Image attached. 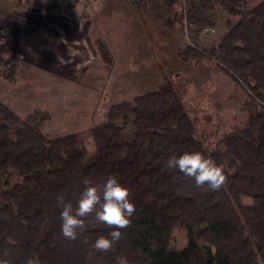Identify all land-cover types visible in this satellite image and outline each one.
<instances>
[{
  "label": "trees",
  "instance_id": "trees-1",
  "mask_svg": "<svg viewBox=\"0 0 264 264\" xmlns=\"http://www.w3.org/2000/svg\"><path fill=\"white\" fill-rule=\"evenodd\" d=\"M22 1L39 10L57 2ZM130 1L138 11L147 8L146 0ZM161 1L164 20L176 22L178 0ZM200 2L208 15L221 4ZM237 15L216 44L201 46L193 33L191 45L177 49L184 61H211L242 88L252 107L243 128L212 149L197 138L194 119L164 75L156 89L109 107L104 121L91 128L95 149L88 162L77 134L47 137L40 120L22 118L0 101V168L15 167L23 176L0 193V264H264V0ZM207 25L203 21L199 31ZM103 54L109 59L105 48ZM129 124L133 134L126 138ZM186 151L223 166L221 187L197 186L178 169H168L169 157ZM110 175L135 205L121 238L109 250H97L96 239L113 226L93 211L83 218L85 230L66 239L58 197L75 204L84 180L102 191ZM176 227L189 241L178 249L169 246Z\"/></svg>",
  "mask_w": 264,
  "mask_h": 264
},
{
  "label": "rangeland",
  "instance_id": "rangeland-1",
  "mask_svg": "<svg viewBox=\"0 0 264 264\" xmlns=\"http://www.w3.org/2000/svg\"><path fill=\"white\" fill-rule=\"evenodd\" d=\"M74 1L70 0L69 3ZM218 1L221 4L214 6V14L208 15L203 13L201 5H196L201 3L200 0H186V14L194 23L187 37L184 36V6L179 1L174 7L175 14L179 16L176 22L163 19L164 8L160 0H148L152 8L149 12L131 11L125 14L113 10L109 15L100 14L90 18L88 22L85 21L81 25V31L86 30L88 23L91 24L89 33L102 31L97 37L96 48L100 60L105 61L106 65L110 56L108 53L109 59L103 57L104 41L109 38L119 40V43L116 41L114 74H119L125 66L124 55L129 60L134 58L137 63L142 60L143 63L150 65L149 68L145 65L143 86L128 84L126 92L117 91L116 88L114 97L110 98L106 95V86L103 85L94 92H101L104 99H96L94 94L96 100L88 101L83 97H81L83 100L77 99L79 97H75L69 86L60 85L59 81L62 78H57L56 83H50L44 74V71H48L55 77L69 78L68 74L67 76L55 69L48 51L54 48L51 47L50 41L55 40L57 31L63 30L67 40L74 39L77 31L71 32L67 20L62 22L63 27L60 28L57 21L61 17L45 16L62 14L63 2L59 4L57 1L53 8L43 7L39 10L28 6L22 0H0V101L22 118L32 117V121L40 120L41 130L47 137L77 134L85 161L88 162L89 154L95 149L91 128L105 119L109 107L126 100L127 97L156 89V83L160 82L161 75H164L180 95L189 116L194 119L197 138L205 147L212 149L224 135L243 128L252 107L242 88L218 71L211 61L203 60L198 63L184 61L177 55V49L190 46L189 35L193 33L194 41L199 42L201 46L208 48L216 44L226 30V23L232 24L237 20V12L249 9L261 0ZM147 13L153 15L152 21L148 20L149 17L146 18ZM124 15L127 16L126 19L123 18ZM203 21H208L209 25L206 31H199V25ZM143 40L144 45L141 44ZM64 55L69 60L67 64L73 65L76 64L71 58L80 56L70 48L67 52H61L59 57L64 59ZM46 60L48 66H43L42 63ZM40 66H43V69ZM65 70H70V67ZM128 71L129 75L133 76L142 73L135 67ZM71 73L74 76L72 68ZM42 82L49 84L48 93H39ZM71 86L76 87L74 84ZM92 86L93 84L82 86L86 87V91H83L85 95L89 94V87L93 89ZM51 97L54 98L53 101L46 99ZM132 134L133 128L129 124L124 135L130 138ZM10 136L14 137V131H11ZM22 177L15 167L0 168V193L20 183ZM188 242L182 227H176L172 231L169 242L171 248H181ZM198 244L204 247L201 243Z\"/></svg>",
  "mask_w": 264,
  "mask_h": 264
},
{
  "label": "crops",
  "instance_id": "crops-1",
  "mask_svg": "<svg viewBox=\"0 0 264 264\" xmlns=\"http://www.w3.org/2000/svg\"><path fill=\"white\" fill-rule=\"evenodd\" d=\"M59 4L63 2V5L65 7L62 8V11H64L60 15H55V14H50V15H45V16H56V17H61L60 20L57 21V25H60V28L63 27V21L67 20V24L70 26L71 32H76L77 35L74 37V39L67 40L63 35V30L57 31L58 35L56 36L55 40H51V47H54L51 50H47L50 55H51V60L55 64V69H58L61 71L62 74L67 75L69 78H63V77H55L52 74H49L48 71H44L46 80H50V83H56L57 78H62L59 81L60 85H67L72 89L73 94H75V97H79L77 99L79 100H88L92 99L95 101L96 99H104V96L101 97V92H94L95 89L100 88L101 86L105 85L106 86V95L110 98L114 97L116 88H118L117 91H124L126 92V87L128 84H133V85H141L143 86L144 84V68L145 65L146 67H150V65H147L143 63L141 60L139 63L133 58L130 60L126 55L123 57V61L125 62V66L123 67L122 71L119 74H114V64H115V48H116V41L119 43V40H111L110 38L107 41H104V47L109 53L110 60L108 64H105V61L100 60L99 57V52L96 48V40L98 39L99 35H101L102 31H97L89 33L91 24H87L86 30H80L81 25L93 17H97L98 15L102 14L104 16L109 15L112 13L113 10H118L120 13H131V11L134 12H149L150 9V4L147 1V8L144 11H138L134 5L131 3L130 0H75L71 4L69 3L70 0H57ZM161 1V0H160ZM162 5L163 2L161 1ZM200 5V3H197L196 5ZM67 5H70L69 7ZM164 8V5H163ZM148 15L146 18L149 21H152V14L147 13ZM31 15V14H30ZM64 15V16H62ZM164 16H165V8H164ZM63 17V18H62ZM66 18V19H65ZM124 19L127 18L126 15L123 16ZM164 19V18H163ZM56 20V19H53ZM75 27V29L73 28ZM77 27V28H76ZM69 31V29H68ZM67 31V32H68ZM114 33V32H110ZM117 35V34H116ZM35 37V36H32ZM54 42V43H53ZM141 44H145L144 40L141 42ZM142 45V46H143ZM70 48L74 52L79 53L80 56L78 58H75L73 56L74 63L77 65L73 64H67L69 60L66 59L64 55V59L59 57V54L61 52H67V49ZM125 53V52H124ZM142 54V53H141ZM68 57L70 56L69 54H66ZM143 55V54H142ZM22 57V56H21ZM47 61L42 63L43 66H48ZM45 64V65H44ZM43 66H40L43 69ZM70 67V70H65V68ZM74 67V68H73ZM136 68L138 71H142V73H139L138 75L136 74L135 76L129 75V69ZM71 68L72 71H74V76L73 73H71ZM107 70L105 71V69ZM70 73V74H69ZM130 77V81H129ZM129 81V82H128ZM156 83V82H155ZM157 82V86H158ZM71 84L76 85V87L71 86ZM85 84H93L92 88H88V95H85L83 92L84 90L86 91V87H82ZM48 85L46 82L40 83L39 87V93H48ZM55 89V88H54ZM56 90V89H55ZM57 91V90H56ZM93 91V93H91ZM58 92V91H57ZM59 93V92H58ZM87 93V92H86ZM94 94H96V99L94 100ZM139 95V94H138ZM136 95H133L132 97H127L133 98ZM83 97V98H81ZM50 100H54V98H46ZM126 99V100H127ZM106 117V116H105ZM104 120V118H103ZM101 120V122L103 121ZM99 122V123H101ZM96 123V124H99ZM95 124V125H96Z\"/></svg>",
  "mask_w": 264,
  "mask_h": 264
},
{
  "label": "clouds",
  "instance_id": "clouds-1",
  "mask_svg": "<svg viewBox=\"0 0 264 264\" xmlns=\"http://www.w3.org/2000/svg\"><path fill=\"white\" fill-rule=\"evenodd\" d=\"M167 167L170 170L178 169L185 176L193 178L197 186L207 184L212 189H218L225 180L223 166L196 151L169 157ZM83 183L84 188L75 204L63 196L58 197L62 235L75 240L79 232L85 230L83 218L95 211L98 221L113 226L108 236H99L94 245L97 250L107 251L121 238L120 229L129 225L135 205L128 198V189L114 175L107 177L102 191L89 180Z\"/></svg>",
  "mask_w": 264,
  "mask_h": 264
},
{
  "label": "built area",
  "instance_id": "built-area-1",
  "mask_svg": "<svg viewBox=\"0 0 264 264\" xmlns=\"http://www.w3.org/2000/svg\"><path fill=\"white\" fill-rule=\"evenodd\" d=\"M183 6H184V13H183V16H184V36H187L188 35V31L194 27V23L193 21H191L188 17V14H186V9H185V3H186V0H178Z\"/></svg>",
  "mask_w": 264,
  "mask_h": 264
},
{
  "label": "water",
  "instance_id": "water-1",
  "mask_svg": "<svg viewBox=\"0 0 264 264\" xmlns=\"http://www.w3.org/2000/svg\"><path fill=\"white\" fill-rule=\"evenodd\" d=\"M206 31V30H205Z\"/></svg>",
  "mask_w": 264,
  "mask_h": 264
}]
</instances>
